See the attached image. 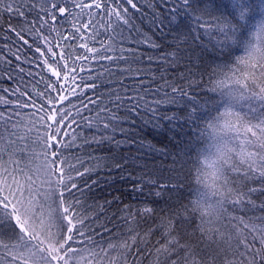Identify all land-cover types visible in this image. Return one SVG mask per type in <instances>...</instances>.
Listing matches in <instances>:
<instances>
[{"label": "trees", "instance_id": "obj_1", "mask_svg": "<svg viewBox=\"0 0 264 264\" xmlns=\"http://www.w3.org/2000/svg\"><path fill=\"white\" fill-rule=\"evenodd\" d=\"M216 2L213 14L221 16L229 0ZM254 3L259 14L248 23L240 21L245 26L229 37L222 53L203 54L198 60L197 48L191 65L166 72L164 66L152 65L153 87L164 83L163 75L204 105L203 118L196 121L191 138L176 130L172 139L174 133L165 121L159 135L150 133L144 141L157 150L150 155H144L147 147L113 146L110 151L108 145L98 148L81 141L74 155L57 158L50 145L55 143L53 137L63 134L52 124L50 114L22 111L11 119H0V264H33L20 257L27 250L43 254L52 264H73L77 257L81 264H249L257 249L264 252V208L259 207L264 197L256 198L257 206L236 203L244 182L241 177L249 183L264 178V0ZM156 5L159 0H139L144 11ZM236 16L239 19V11ZM0 23L5 28L2 37L8 20ZM153 39L160 44L152 50L155 55L175 50L171 36L164 39L157 34ZM5 44L10 41L0 43L6 52ZM90 67L95 78L100 65ZM81 75L86 84L91 83L87 69ZM25 87L39 92L44 83L37 75ZM10 88L15 84L6 77L0 79L4 97L10 93L3 90ZM87 91L91 94V89ZM10 107L0 104L5 111ZM178 107L170 106L169 115ZM125 158L126 169L133 175H150L177 188L159 196L155 189L151 194L148 188L143 194L134 192L133 181L125 183L114 167L115 161L124 163ZM39 170L48 171L55 189L62 229L57 250L25 226L22 203L11 186L23 177H37L34 173ZM93 181L102 182L101 189L84 197L75 193L74 183L84 188ZM116 196L119 199L105 205ZM144 207L154 209L147 219L136 215ZM129 212L136 218H126Z\"/></svg>", "mask_w": 264, "mask_h": 264}, {"label": "snow or ice", "instance_id": "obj_2", "mask_svg": "<svg viewBox=\"0 0 264 264\" xmlns=\"http://www.w3.org/2000/svg\"><path fill=\"white\" fill-rule=\"evenodd\" d=\"M216 8V0H159V5L148 11L141 9L139 0H0V21L8 20L7 34L0 37V43L10 41L4 45L6 52L0 48V79L6 77L15 84V88L3 90L10 93L9 97L0 93V104L11 105L8 111L0 108V119H11L22 111L50 114L52 124L63 134L53 137L55 143L50 145L57 158L74 155L81 141L98 148L108 145L110 151L113 146H127L129 150L147 147L144 155H150L157 150L144 141L150 133L159 135L165 121L174 133L172 139L176 130L181 136L193 137L204 105L194 102L187 88L169 82L163 75L160 78L164 83L153 87L156 75L152 65L164 66L165 72L182 64L187 67L197 48L201 52L198 60L203 54L215 57L227 47L237 28L245 26L241 20L248 23L259 14L254 0H229L221 16L213 14ZM4 32L0 23V33ZM157 34L164 39L171 36L175 50L155 55L152 50L160 48L153 39ZM94 64L100 65L95 78L90 67ZM86 69L91 80L87 84L81 75ZM37 75L44 88L30 92L25 85L35 81ZM170 106H179L176 112L181 115H169ZM189 108L193 111H186ZM126 164L125 158L124 163L115 161L114 167L125 183L133 181L134 192L143 194L148 188L151 194L155 189L159 196L162 191L177 188L175 183L170 186L150 175L135 176L127 171ZM241 179L244 182L237 191L236 203L257 206L256 198L264 197V178H257L256 183ZM101 187L99 181L84 188L73 184L80 197ZM116 199L119 197L106 200L105 205ZM259 207L264 208V201ZM153 214L154 209L144 207L136 215L147 219ZM136 215L129 212L126 218ZM249 264H264V252L257 249Z\"/></svg>", "mask_w": 264, "mask_h": 264}, {"label": "rangeland", "instance_id": "obj_3", "mask_svg": "<svg viewBox=\"0 0 264 264\" xmlns=\"http://www.w3.org/2000/svg\"><path fill=\"white\" fill-rule=\"evenodd\" d=\"M34 174L37 177H23L21 182H12L11 186L13 185L14 193L22 203L25 226L40 235L48 247L57 250L60 248L62 229L55 202V189L48 171L39 170ZM20 257L33 264H52L43 254L35 251L27 250ZM73 264H81V260L77 257Z\"/></svg>", "mask_w": 264, "mask_h": 264}]
</instances>
